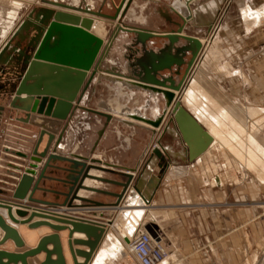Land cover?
<instances>
[{
    "label": "water",
    "instance_id": "95a60500",
    "mask_svg": "<svg viewBox=\"0 0 264 264\" xmlns=\"http://www.w3.org/2000/svg\"><path fill=\"white\" fill-rule=\"evenodd\" d=\"M42 1L51 6L77 10L110 22L93 21L86 16L37 7L30 12L13 38L0 51V133L4 132L5 125L11 117L10 110L24 113L25 116L19 118L20 122L30 124L38 130L30 158L32 164L20 177L12 194L13 204L0 202V209L7 212L8 218L7 220L0 214V230L4 232L0 240V264H29V259L42 253L45 254V258L40 264H68L60 236V233L66 230L69 232L68 249L72 264H89L105 235L106 223L75 216L70 212L57 211L81 208L82 203H74L76 201L99 207H119L136 179L140 163L148 150L146 147L136 166L129 168L120 164L118 159L108 157L106 151L99 153L101 159H92L88 156L90 152L87 153L91 149V143L92 149L98 147L100 149L106 140L113 139V134L121 139L124 137L121 128L132 131L144 128L150 131L152 136L157 134L155 129L107 114L103 107L104 102L114 109L119 107L125 108L126 111L139 109L149 115L141 119L154 127L159 126L175 97L172 90L180 89L202 44L197 37L183 34L189 29L184 19L189 18V15H176L180 22L176 28L166 27L169 32L166 35H156L150 29L141 28L128 31L129 33L120 39L117 36L122 32V27L114 26V22L118 20L127 0H122L114 14L104 12L107 0H100L103 5L99 10L89 7L86 3L80 7H73L54 0ZM176 1L173 0L165 13L158 12L165 22H173L172 12ZM131 4H134V0H128L119 20H124ZM36 21L42 27L51 23L40 46L38 45L43 29L37 26ZM102 25L104 29H101ZM52 30L61 33L59 44L55 43V46H50L47 42ZM64 38L71 40L72 46L61 55L64 51L61 49ZM104 40L111 42L100 54ZM158 41L162 42L160 47L156 46ZM120 45L123 46L124 52L131 49L138 56L135 65L140 64L138 76L142 85L133 84L130 88L124 84L120 85L116 78L98 76V71L116 72L117 68L121 70V67L126 65V62L124 64L115 58L114 50L121 49ZM188 56L191 58L186 64ZM103 57L107 62L101 68L100 62ZM140 61L143 62L139 63ZM184 65H187V68L181 74ZM102 85L115 91V94L98 99L95 107L86 106L90 90L94 88L96 91V88ZM165 88L168 90H164ZM140 90L158 93L164 97L152 100L149 96V99H144L143 105H139L137 99L131 104ZM160 103H163V108ZM156 107L162 114L153 118L152 112ZM112 108L107 110L113 112ZM104 109L106 112H102ZM172 114L174 115L172 122L187 146L189 160L194 161L204 155L212 145L213 137L180 102H176ZM73 126L78 127L77 131L72 128ZM111 130L113 134L110 133ZM93 135L97 136L95 142ZM134 135L136 132L130 134ZM128 141L129 149L130 139ZM42 146L44 148L41 151ZM155 156L162 158L155 149L149 156V162ZM91 170L112 173L119 176L120 180L92 174ZM163 171L162 169V173ZM87 179L120 187L121 192L88 186ZM46 183L50 186L47 187ZM81 190L112 196L116 202L104 203L87 196H79ZM38 192L53 194L57 200L37 198L35 195ZM60 198H63L62 202L59 201ZM32 206L33 210H30ZM34 218L42 220L32 222ZM19 224H28L30 229L46 226L53 232L43 236L34 248L25 251L14 252L1 248L8 240H12L18 250L25 248V242L16 227ZM147 230L153 232L151 226H147ZM76 232L84 234L86 239H73ZM49 245H53L52 250L48 249ZM74 246H84L88 250L75 249ZM53 256H56V259H52ZM78 257L84 261L79 262Z\"/></svg>",
    "mask_w": 264,
    "mask_h": 264
},
{
    "label": "crops",
    "instance_id": "0c3cea01",
    "mask_svg": "<svg viewBox=\"0 0 264 264\" xmlns=\"http://www.w3.org/2000/svg\"><path fill=\"white\" fill-rule=\"evenodd\" d=\"M97 1L92 0V5L96 6ZM222 8H225V12L221 26L216 24V20L221 15ZM190 10L192 19L189 21L188 28L193 29L194 32L190 31L184 34L195 36L203 43L200 57L204 51L210 48L214 40H219L218 44L221 43L223 46L220 51L217 45L221 54L219 55L225 61L224 65L217 67V72L219 70L218 73L223 75L220 80L218 79L220 90L213 83V79L209 77L211 63L207 65V75L202 74L205 68L201 69L200 67L194 74L195 77L207 78V83L203 87L209 95V103L214 108H231L230 104L243 101L253 104L256 108L264 106V0H194L190 4ZM73 14L88 16L81 13ZM5 17L7 14L3 19ZM116 23L119 22H114V25ZM129 25L136 26L132 23ZM152 31H154L153 33L168 32V30ZM3 33L4 31L0 37L3 36ZM124 36L126 34H121L119 38ZM208 36H211L210 39L205 40L204 38ZM109 42L110 40L105 42V47ZM205 45L208 46L207 49H205ZM128 51H133L127 49L125 52L129 63H126V67H121L126 72H129L127 65H130V62H133L136 57L135 52L130 53L131 55L128 57ZM222 68L227 71L220 73ZM194 85L198 88L201 86L195 82ZM139 94L148 99L146 93L139 92ZM177 100L184 108L186 106L185 109L197 119L192 107L184 105L183 100L178 97ZM222 104L225 105L222 106ZM157 108L153 109V115L156 114ZM113 117L136 123L118 115H113ZM17 120L20 121L19 118L11 119V123L5 125L4 132L0 133V202L10 204L14 202L12 194L21 175L32 164L30 158L35 147L36 136H38L36 129H25L23 125L16 124ZM199 123L205 128L202 122L199 121ZM136 124L148 127L139 122ZM72 128L76 129L75 126ZM168 132L172 134L174 131L170 129ZM105 144L108 148L114 145L110 140L104 142ZM104 145L101 144L102 147ZM43 148L44 146L40 150L42 151ZM132 150L134 153V148ZM164 151V158L155 156L149 162L148 155L140 165L139 173L126 194L125 202L123 201V204L118 208L123 221L122 233L116 234L114 231H120L118 224L110 221L111 223L106 228L105 235L98 247L100 249L96 250L98 252H95L96 255L94 254L95 257L93 256L94 259L92 258L90 263H135L133 259L127 257L125 252L127 243L124 241L127 220L132 216L140 218L142 223L151 226L153 231L159 235L169 254L168 260L164 264H264V207L261 205L264 201V173L262 170L256 166L257 169H252L255 174L243 178L234 185L231 184V181L224 180L219 174L223 170L208 171L206 168L209 163L207 155L210 152L208 151L194 161L189 160L185 143L180 151H176L170 146H165ZM108 157L114 158L109 155ZM92 159L98 160L101 157L95 156ZM119 162L129 168H133L137 164V161L133 165ZM212 169H214L213 166ZM91 173L112 180L119 178L112 173H102L96 170H91ZM220 178H222V182H219ZM86 185L118 192L117 186L111 184L102 186L100 182L89 179L86 180ZM46 186L48 187L50 184L46 183ZM86 194V191L80 192V196L85 197ZM35 196L48 201L57 200L53 194L38 192ZM95 199L104 203L115 201L112 196L99 193ZM59 201L62 202L63 198H60ZM95 209L99 214H105L107 211L106 207ZM30 210H33V206ZM61 210L63 213L70 212L75 216L89 220L106 224L109 222L104 217L89 215L90 209ZM0 214L7 218L5 210L0 209ZM40 220L42 219L34 218L32 222ZM54 224L57 223L54 222ZM16 227L25 242V248L18 250L12 240H8L1 248L14 252L25 251L34 248L43 236L53 232L46 226L30 229L28 224H19ZM68 234L69 232L66 230L61 232L60 236L68 264H72L68 249ZM3 235L4 232L0 230V240ZM73 239H86V236L76 232ZM74 248L88 250L84 246H74ZM48 249L52 250L53 245H49ZM44 258L45 254L42 253L29 259V264H40ZM52 259H56V256H53ZM78 261L83 262L84 259L78 257Z\"/></svg>",
    "mask_w": 264,
    "mask_h": 264
},
{
    "label": "rangeland",
    "instance_id": "374dc122",
    "mask_svg": "<svg viewBox=\"0 0 264 264\" xmlns=\"http://www.w3.org/2000/svg\"><path fill=\"white\" fill-rule=\"evenodd\" d=\"M62 1L67 3V2H71L72 0H62ZM99 2H100V0L97 1L96 5L98 6V4H100L102 6L103 3H99ZM121 2H122V0H107L106 4L104 5V9H103L104 12L109 13V14H114L116 11V7H118L121 4ZM172 2H173V0H148V1L147 0H134V4H133L132 8L128 11V13L126 14V17L124 18L125 23H123V24L116 23L114 26H116L118 24V25L125 26V27H133V26L129 25L132 23V24H137L139 26H145V27H148L151 29H158L160 27L165 29L166 26L164 25V18H162V16L158 12H160V10L168 9L169 6L172 5ZM17 3H20V5L19 6L16 5ZM37 7L49 8V6L44 4L42 2V0H0V19H1V21H0V34L4 31L3 36H2L3 39H2V37H0V40L1 39L3 40L2 45L0 47V51L4 47V45H6L9 42V40L15 34V30L22 24V22L26 19V17L30 14V12ZM224 9L222 8V13L220 16H218V19L216 20V24H220L221 26L223 25V20H224V12H225ZM17 13H18V15H17ZM6 14H7V17H5L3 19V17ZM15 19H17V21H15ZM14 21H15V23H14ZM190 31L194 32L193 29L187 30L185 32L187 33ZM210 37L211 36H208V37H205L204 39L209 40ZM48 42H50V40ZM161 43H162L161 41H158L156 46L160 47ZM120 46H121V49L116 48L114 50L115 58L124 64H125V62L129 63V58H128V60H127V58L126 59L124 58L126 51L124 52L123 46L122 45H120ZM218 46H219V49L221 51L223 49L222 44L219 43ZM207 47L208 46L205 45V49ZM104 48H105V45H104ZM133 52L130 51L128 54L129 55L128 57H130V55L133 54ZM136 57H138V56L136 55ZM224 62L225 61L223 60V57L220 56V58H218L216 61H214L211 64V67H210L209 72H208L209 77H211L213 79V83L218 87L219 90L221 88L218 85V79L220 80L222 78L221 76H223V75L219 74L217 72V67L219 65L220 66L224 65ZM130 63H132V61ZM123 67H126V65ZM165 73H167V72H165ZM180 77H181V75H180ZM90 91H91V93H90L89 99H87V101H86V104H87L86 106H91V107L96 106L98 99L107 98L108 96H110V95L112 96L115 94V91L109 90L104 85L98 86L96 88V91L94 90V88ZM221 93L224 94L223 92H221ZM136 99L138 100L139 105H143V101L145 99V97L143 95L138 94L135 97V100L131 101V104H134ZM224 105L222 104V106H224ZM160 106L162 107L163 103H160ZM229 106L233 109H240V111L236 110L237 113H239L240 118H242V115H244L243 113L247 112V110L249 111V108L250 109L255 108V110L257 109L256 113H248L250 116L249 119L247 116L244 115V119H245V117L247 118V119H245L244 124L245 123L247 124L248 135H250V136L253 135V137L256 138L257 143H255V145L258 146V144H259V145L264 146V124H263L264 118L260 117V118H263V120L257 118V116H258L257 114L259 113V111L260 110L264 111V106L256 108V107H254L253 104H248L244 101L241 103H238V102H236L235 104L232 103ZM185 108H187V107L185 106ZM188 109L191 110L190 108H188ZM10 111H11V117L8 119L7 123H9V122L11 123V121H10L11 119L15 120L18 118H23L25 116L24 113L18 112L16 110H10ZM150 112H151V110H150ZM16 117H18V118H16ZM172 118H173V114L171 112H169L166 116V122L163 125V128H161V130H159L158 134H156L155 136H152V133L150 131H148L147 129H144V128H137L136 131L135 130L132 131V130L127 129V128H121V131H122V134L124 137H122L120 140V139H118L116 134H113L114 133L113 130H111L110 133H112L114 137L110 141L114 145L111 148H108L107 144H105V145L103 144L104 146L103 147L101 146V148H100L101 150H100L99 147L96 149H92L93 143H91V145H90L91 149L89 151H87V153L90 152L88 156H91V157H95V156L99 157L100 156L101 157V154H99L98 149L100 151H105V149L107 148L106 151L108 152L109 156L114 157V159H118L122 163L126 162L128 164L130 163L133 165L134 163H136V161L138 162L142 152L144 151V149L146 147H148L147 154L140 163V165H141L144 162L145 158L148 156V154L151 153L152 148L159 145L158 144L159 142L161 143V145H163V147L170 146L172 149H174L176 151H178V150L180 151V149H182V147H183V142H182L180 136L175 135L173 132L171 134L164 129L165 126L175 128V125L171 120ZM257 120L260 123H257ZM16 124L19 126L23 125V128H25V129L34 128V129H36V131H38L36 127H34L30 124L21 123L18 120L16 121ZM232 128L233 127H228V128L225 127L224 131L226 130L225 132H227V134H228L229 132H231ZM132 132H136V135L130 136V134ZM165 132H168V133H165ZM149 135L152 136V137L150 136L151 141L150 140L148 141ZM92 138H93V142H95L97 140V136L93 135ZM129 139H130V144H131L130 150L128 149V146H129L128 140ZM124 140H126V143H124V146H123L122 142ZM255 145L252 144L251 146L256 148ZM133 148H134V153L132 150ZM100 153H102V152H100ZM207 157H208L209 163H208V166H206V168L208 169V171L213 170L215 172H218L219 169L223 170V171L219 172V174L222 175V178L224 180H229V181H231V184H234V185L236 183H239V181L242 180L243 178L251 176L252 174H255L254 170H252V169H257L256 166H258L262 170V172L264 173V163L259 160L260 158H258L257 161H255V163L251 162L249 160L248 162H242L239 164V163H237V161H235L233 156L227 150H225V151H222V150H213L212 151L211 150L210 153H208ZM212 166L214 167V169H212ZM222 173H224V174H222ZM118 180H120V178H118ZM101 184L103 186L104 183H101ZM117 188H118L117 191L121 192V188L120 187H117ZM86 193H87L86 194L87 197L91 198L92 200H96L95 197L97 196L98 193H89V192H86ZM115 202H116V199H115V201H113V203H115ZM74 203H82L81 204L82 207L77 209V210L90 209L89 211L87 210L89 215L102 217V218L104 217V218L108 219L109 222L114 221V223L118 224V227L120 230V231L116 230L114 232L116 234L122 233L123 221H122L121 215H120L121 212L118 208L106 207L107 211L105 212V214H102V213L99 214V213H97L98 210H96L95 208H104V207H99V206H96L93 204H88V203H84V202H77V201ZM121 204H123V202H121ZM121 204L119 206H121ZM261 205L264 207V201L262 202ZM125 250H126L125 252H126L127 257H129L130 259H133L135 262L134 264H138L136 262L134 256L130 252L128 246H126ZM124 264H126V263H124Z\"/></svg>",
    "mask_w": 264,
    "mask_h": 264
},
{
    "label": "bare ground",
    "instance_id": "6f19581e",
    "mask_svg": "<svg viewBox=\"0 0 264 264\" xmlns=\"http://www.w3.org/2000/svg\"><path fill=\"white\" fill-rule=\"evenodd\" d=\"M54 1H58L60 3L61 2L62 3H66V2H64L62 0H54ZM72 1L74 3L71 2V3H67V4H70L73 7H80V6H83L84 3H86L89 7L94 8V5H92V0H72ZM193 1L194 0H187V2H185V0H179V1L177 0L175 5H174L173 12H172L174 15H180V14L181 15H186V16L189 15V18L188 17L184 18L186 23H187V27H188L189 21L192 19V15H191V12H190L191 11L190 10V4ZM127 3H128V0L125 2L124 6L122 7V10L120 12L119 18L121 17L123 12L125 11ZM44 4H46V3H44ZM16 5L19 6L20 3H17ZM46 5H48L49 7H52V8H48V9H52V10H55V11H63V12L70 13V14H73V13H81V14H83L82 12L77 11V10H73V9L59 8V7L51 6L49 4H46ZM132 6H133V4H131L129 8L131 9ZM130 9H128V11ZM128 11H126V14L128 13ZM86 17L91 18L93 21H98V22H103L102 20L108 21L106 19L99 18V17H96V16H89L88 15ZM119 18L115 22H119L121 24L125 23L124 20L121 21V20H119ZM97 19H101V20H97ZM36 24H37V26L39 28L43 29L42 38L39 40V45H38V46H40V43L42 42L43 38L47 34L51 23L48 24V26H44V27L39 25L37 21H36ZM135 25L136 26H133V27H125V26L118 25V26L122 27V32H120V35H118L117 37L121 36V34H126L127 35V33H129L128 31H134V30H137V29L144 28L143 26H139L137 24H135ZM102 28L104 29L103 25L101 26V29ZM17 29L15 30V33H16ZM151 32L153 33L154 31H151ZM168 33L169 32H166V33H154V34H156V35H164L165 34L166 35ZM185 35H187V34H185ZM60 39H61L60 31L52 30L50 35H49V37H48L47 42L50 40V42H48L50 44V46H55V43L59 44L58 42L60 41ZM70 41L71 40H69L68 38H64V40L62 42V46H61V49H63L64 51L61 52V55L64 52H67L68 48H70L72 46ZM106 41L107 40H104V44H103V47L101 49L102 51L104 49V45H105ZM218 41L219 40H214V42L210 46V48L208 50L204 51V53H203V55L201 57H200V53H201V51L203 49V43L200 41V43L202 44V48H201L196 60L192 63V65H191V67H190V69H189V71H188V73H187V75H186V77H185L180 89L179 90H172V92L174 93L175 97H174L173 101L171 102L168 111L163 115V118H162L159 126L154 127L153 125L147 123L145 120L141 119L142 117H144V118L146 117L147 118V117H149V115L144 113V112H142L139 109H131L130 111H126V109L123 108V107H119L117 109H114V108L110 107L109 104L104 102L103 107L106 109L107 112L105 111V109L102 112H106L107 114H110L111 116L118 115L120 117L128 118L130 120L135 121L136 123L139 122V123H142V124L148 126L149 128L155 129L158 132L159 130H161V128L165 124L167 114L169 112L172 113L173 107L176 104V102H180L179 100H177V97H178L179 99L183 100L184 104H186V105H188V106H190V107H192L194 109V112L197 115V119L196 120L198 122L199 121L202 122L204 124V126H205V129L208 132H210L209 134L213 137V142H212V145H211L212 147L210 146L211 149L210 150L208 149L209 150L208 152H210L211 150L213 151V149L214 150H222V151L227 150L233 156L235 161H237V163H239V164L242 163V162H248L249 160L251 162L255 163V161H257L258 158H260L259 160L264 163V146L259 145V144H258V146L255 145V143H257L256 138L253 137V135L252 136L248 135L247 124L246 123L244 124L245 119H247L246 117L244 119V115L247 116L248 119H249L250 116H249L248 113H256L257 109L255 110V108L254 109H250L249 108V111L247 110V112L243 113L244 115H242V118H240L239 113H237L236 109H232V108H229V107H219V108L216 107V108H214L209 103V99H208L209 95L204 90V87H203L207 83V78H200V77H197V76L195 77V75H194L196 70H197V68H199V67L201 69L205 68V71H202V74L207 75L208 74V73H206L207 65L210 64V63L212 64V62H214L218 58H220V55H219L220 53H219V50H218V47H217ZM102 51L100 52V54L102 53ZM80 57H82V56H80ZM146 58H147V56L144 57V59H146ZM136 59H137V57L134 58V61L130 65H127L129 72H126V70H123L122 68H121V70L119 68H117L116 72L98 71V76L105 75V77H107V78H114V79L116 78V80H118V83L120 85L124 84L125 86H128L130 88L133 87V84H135V85L136 84L137 85L141 84L142 85L143 83L139 80V76H138V74H140V64L135 65L136 64ZM105 62H106V59H104V57H103L102 61L100 62V67L101 68L103 67V64ZM141 62H143V61H140L139 63H141ZM201 65H202V67H201ZM228 68L229 67L227 66V69ZM222 69H220V73H221V71L222 72L225 71V70L227 71V69H224V68H222ZM117 71H118V73H117ZM228 71H229V69H228ZM218 72H219V70H218ZM226 73H228V72H226ZM188 75H190V77L186 81ZM101 81L102 82L104 81L103 78H101ZM194 82H195V84L198 83L201 86H199V88H198V86L194 85ZM184 84H186L185 87H184ZM183 87H184V89H183ZM164 90H168V89L165 88ZM139 92L146 93L148 95V99H149V96H151L152 100H156L159 97H164V95H161V94L159 95L158 93L153 94V92H148V91H145V90H140ZM23 96H26V95H23ZM109 108L114 109V111L113 112L108 111L107 109H109ZM161 108H163V107H161ZM161 114H162V111L160 109H158L156 111V114L153 116V118H157ZM139 115L141 117H137ZM257 115L256 116H257L258 119H262L263 120L264 111L260 110ZM260 117H263V118H260ZM153 118H151V119H153ZM172 119H174V115H173ZM257 123H260V122L257 120ZM225 127H227V128L228 127H233V128H232L231 132H229L227 134V132H225L226 130L224 131ZM77 129H78V127H76L75 130L77 131ZM170 129L174 131L173 132L174 134L177 133V135L180 136V138L182 140L181 134H180V132H179L177 127H175V128L172 127L171 128L169 126H165V130L166 131H170ZM252 144L255 145L256 148L252 147L251 146ZM159 145H157L156 147H153L152 151H154L156 149L160 153L161 157L164 158V156H163V154L165 152L164 151V147H163V145H161L160 142H159ZM222 181L223 180L220 178L219 182H222ZM79 196H80V193H79ZM125 198H127V195L123 199L124 202H125ZM57 212L63 213L61 209L58 210ZM109 224L110 223L106 224L107 227L109 226ZM124 241L127 243L126 246H128L129 245V240H128L127 237H125Z\"/></svg>",
    "mask_w": 264,
    "mask_h": 264
},
{
    "label": "built area",
    "instance_id": "2783aa9c",
    "mask_svg": "<svg viewBox=\"0 0 264 264\" xmlns=\"http://www.w3.org/2000/svg\"><path fill=\"white\" fill-rule=\"evenodd\" d=\"M124 237L128 238L129 250L138 264H164L168 260L169 254L163 241L157 233L147 230V224L142 223L140 218L130 216Z\"/></svg>",
    "mask_w": 264,
    "mask_h": 264
},
{
    "label": "flooded vegetation",
    "instance_id": "af4514ba",
    "mask_svg": "<svg viewBox=\"0 0 264 264\" xmlns=\"http://www.w3.org/2000/svg\"><path fill=\"white\" fill-rule=\"evenodd\" d=\"M148 1V0H147ZM67 3H70V2H67ZM99 3H101V2H99ZM101 8V5L100 4H98V6L96 5V6H94V9L95 10H99ZM166 10L167 9H165V10H160V11H162V13H165L166 12ZM172 19H173V22L172 23H169V22H165L164 21V25L166 26V27H171V28H176L177 27V24L180 22V20H179V18L178 17H176V15H172ZM177 22V23H176ZM143 27H145V26H143ZM145 28H147V29H150V30H163V31H167V29L165 28V29H163V28H158V29H151V28H148V27H145ZM188 30H190V29H188ZM134 50V49H133ZM126 56V55H125ZM190 58H191V56H188V57H186V64L189 62V60H190ZM184 67V68H183ZM182 68H181V74H183L184 72H185V70H186V68H187V65H184ZM190 74V73H189ZM189 77H190V75H188V77H187V79H186V81L189 79ZM186 83V82H185ZM184 86H185V84H184ZM179 96V95H178ZM23 123V122H22ZM150 136L151 135H149V138H148V141L150 140ZM121 140V139H120ZM124 143H126V140H124L123 142H122V145L124 146Z\"/></svg>",
    "mask_w": 264,
    "mask_h": 264
}]
</instances>
